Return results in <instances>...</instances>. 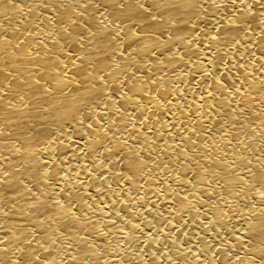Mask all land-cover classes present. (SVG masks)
Returning <instances> with one entry per match:
<instances>
[{
	"label": "bare ground",
	"instance_id": "1",
	"mask_svg": "<svg viewBox=\"0 0 264 264\" xmlns=\"http://www.w3.org/2000/svg\"><path fill=\"white\" fill-rule=\"evenodd\" d=\"M0 264H264V0H0Z\"/></svg>",
	"mask_w": 264,
	"mask_h": 264
}]
</instances>
